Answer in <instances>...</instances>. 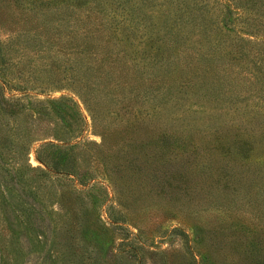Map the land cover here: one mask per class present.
<instances>
[{
	"label": "trees",
	"instance_id": "obj_1",
	"mask_svg": "<svg viewBox=\"0 0 264 264\" xmlns=\"http://www.w3.org/2000/svg\"><path fill=\"white\" fill-rule=\"evenodd\" d=\"M71 83L107 117L99 141L71 95H49ZM186 109L232 129L206 160ZM238 129L264 145V0H0V264L164 261L143 231L162 213L222 222L208 243L152 223L184 237L176 264H264V155L238 165Z\"/></svg>",
	"mask_w": 264,
	"mask_h": 264
},
{
	"label": "rangeland",
	"instance_id": "obj_2",
	"mask_svg": "<svg viewBox=\"0 0 264 264\" xmlns=\"http://www.w3.org/2000/svg\"><path fill=\"white\" fill-rule=\"evenodd\" d=\"M148 46L149 41H145ZM74 85V86H72ZM70 87H75L76 89H72ZM82 92L81 89L78 88L76 83H71L67 87L57 89V90H52L50 91L49 95L51 96H59L61 94H68L71 95L74 100L76 101L83 119H84V125H83V131L81 135V140H90V141H99L101 136L99 135L100 129H102L103 124L107 122V117L105 113H100L99 117L96 118V122H94V119L92 117L91 110L87 104V102L83 101L82 98L77 94V91ZM96 116V115H95ZM225 122L226 118L223 115V117H218V116H207L205 113H200L199 111H193L191 112L190 109H186L183 111V114L181 116V119L179 120V128L183 129L184 133L187 134L188 136L192 137V140L199 143L200 147L198 150L201 151V153L204 155H200V159H207L208 155L210 154L209 152H203L204 146L207 144L208 139L214 136H218L221 138H226V132L230 133L232 135V129H226L225 128ZM214 127H217V130L213 131ZM240 135L244 137H248V140H250V143H248L250 146L249 150V158L242 159L240 161H237L238 165L242 166L243 168L248 167L249 169H255L259 166H261L262 163H260V158L262 155H264V145L259 142L258 140V133L257 131L253 132L254 137L256 139L251 138L249 134H247L246 130L245 131H239ZM209 131V132H208ZM211 131V132H210ZM209 133V134H208ZM250 137V138H249ZM203 146V147H202ZM199 154V153H198ZM221 155L217 152L216 154L212 155V162L214 165H217L221 162ZM29 160L31 161L32 164H37V160L35 159L33 153H30V158ZM207 169V168H206ZM205 170H201L200 172L202 174H198L195 176L193 182H198V185H203L206 187V183H204L205 179ZM201 177H204L202 179ZM208 181V180H206ZM203 189V187H202ZM113 194V193H112ZM202 195L203 192H202ZM198 193L196 194V199L198 198ZM183 210V209H182ZM237 213L241 214L243 219H250V220H256V216L252 213L250 215L249 209H242V207L237 209ZM184 211V210H183ZM251 212V211H250ZM184 213H186L184 211ZM172 214L170 213H162L161 215H158L154 219L151 220L152 223L156 224L160 222V225L158 227H172V226H177L180 225L184 228L186 233H188L189 238L192 240L191 242H198L200 241L201 238L207 242V234L209 233V230L217 227L218 225H222L220 223L221 220L218 217L211 216L210 214H206L205 216L201 217L199 222L197 224H192L191 222L186 223L182 222L178 217L170 219ZM182 219V218H181ZM195 219V218H194ZM152 223L147 226V228L143 231L148 237V243L151 245L152 249H157V250H166L168 253H174V252H180L182 253L184 250V237L179 235L176 232H163L161 234H155L153 237H151V233L148 232L151 230L153 227ZM131 229L135 232L136 228L131 226ZM167 255L163 258L160 257L159 255H153V257L147 258L146 261L148 264H163V262H166L168 264H176L178 262L177 258H174L171 261L170 256L172 255Z\"/></svg>",
	"mask_w": 264,
	"mask_h": 264
}]
</instances>
